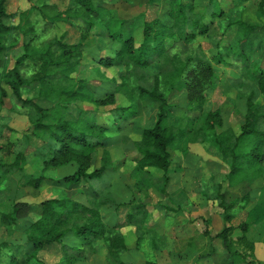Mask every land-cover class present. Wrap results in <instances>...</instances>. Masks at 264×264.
Masks as SVG:
<instances>
[{"label":"trees","instance_id":"16d2710c","mask_svg":"<svg viewBox=\"0 0 264 264\" xmlns=\"http://www.w3.org/2000/svg\"><path fill=\"white\" fill-rule=\"evenodd\" d=\"M169 3L170 9L163 18L127 21L96 0H69L64 11L47 0H40L33 6L41 18L32 20L26 10L20 12V23L15 25L5 22L15 14L7 10V0H0V54L11 47L17 48L16 35L23 34L24 37L12 65H5L0 72V108L11 99V109H27L32 122L30 132L25 134L24 150L16 152L12 161H0V192L6 180L24 171L29 155L42 165V170L38 175L24 174L21 177L23 185L38 189L44 182L52 185L88 183L91 186H102L104 182L102 193L90 198L89 204L69 196L41 201L39 218L28 223L24 230L32 250L26 249L21 257L18 255L21 246L11 242L1 244L2 249L11 248L8 254L11 264H36L38 252L55 243L63 245L67 264L87 261L90 254L98 252L100 241L106 247L109 264H124L121 256L128 250V245L121 228L130 225L136 227L138 247L142 248L144 238L139 232L148 220L152 205L138 198L136 189L146 197L149 191L145 180L148 178L152 185L168 195L171 149L177 142V134L167 121L175 107L171 98L182 91L187 92L189 101L198 104L189 109L192 123H195L189 139L211 143L229 165L225 180L218 183L213 180L215 188L210 182L203 191L208 200H220L221 214L229 223L214 237L222 241L231 258L230 264H262L254 259L255 245L247 236L250 223L242 222L238 226L230 223L235 216L234 208L240 203L244 206L249 195L229 201L223 188L225 183L230 187L264 178V104L258 102L264 96V56L251 59L242 49H233L231 42L224 43L227 37L215 46L217 52L214 55L209 56L198 45L196 53L183 54L191 50L198 36L210 32L216 18H224L223 35L235 28L241 34V40L260 26L241 18L231 20L228 12L236 7V2L225 10L219 0H211V21H207L204 11L191 1L169 0ZM258 10L264 16V0H260ZM57 20L67 21L75 27L80 33V41L72 45L57 36L43 39ZM139 28L143 30V39L137 43L134 32ZM92 35L106 36L115 44L111 53L100 55L94 64L100 73L101 68L119 70L114 79L115 89L104 96H98L87 79L72 75L81 63L83 47L90 45ZM179 48L183 51H178ZM215 64H229L241 73L231 79L239 99L244 100V120L239 131L231 126L225 128L222 109H204L205 91L215 88L220 80ZM34 88L39 90L40 97L50 102L49 106L41 105L36 97H29L28 93ZM118 94L127 98L128 105L118 104ZM139 99L159 103V112L154 125L145 127L141 136L132 140L137 154L134 165L142 178L138 177L135 185L128 186L133 197L120 202L112 192L114 181L105 179L114 175L118 178V165L109 147L113 140L109 135L110 125L100 122L98 112L115 105L110 111L115 123H120L138 114ZM82 103L94 107L87 108ZM6 126L0 125L1 135ZM31 142L33 149L27 152ZM70 164L76 165L70 174L61 178L47 175V172ZM152 168L160 169L164 174L157 177L151 172ZM105 206L117 209L131 206V210L124 222L111 225L104 219L102 208ZM29 207L31 205L27 203L15 202L12 209L0 210V226L12 234L19 218L29 213L30 209L26 210ZM165 208L174 210L171 206ZM176 209L174 211L182 210ZM71 234L84 239L81 246L64 243L65 237Z\"/></svg>","mask_w":264,"mask_h":264},{"label":"rangeland","instance_id":"374dc122","mask_svg":"<svg viewBox=\"0 0 264 264\" xmlns=\"http://www.w3.org/2000/svg\"><path fill=\"white\" fill-rule=\"evenodd\" d=\"M51 4L57 5L60 11H64L69 0H47ZM102 2L108 8H111L116 15L127 21L134 19H154L163 18L170 9L169 0H96ZM193 2L200 11H204L206 20L211 21V11L213 4L211 0H188ZM224 9H229L233 2L236 7L228 12L231 20L243 19L244 21L258 24L260 27L241 40V34L230 28L227 34L223 35L222 24L224 18H216L213 27L207 35L198 36L197 41L191 46L187 54L196 53V46H200L209 56L217 52L218 43L225 39L224 43L231 42L233 49H242L251 59L264 56V16L258 10L260 0H219ZM40 0H7V10L14 13L15 16L6 19L7 24L20 23V12L28 10L29 17L33 20L40 19L41 14L33 5L38 4ZM228 17V18H229ZM25 20V17L23 18ZM42 25V22H41ZM135 40L140 43L143 39L142 28L134 32ZM59 37L63 41L74 45L80 41L79 31L69 22L57 20L49 34L42 38L47 40L53 37ZM17 48L11 47L0 54V72L4 66H11L15 54L21 50V43L24 41L23 34L16 35ZM38 43V41H37ZM223 43V42H222ZM115 44L109 41L106 36L95 37L92 35L90 45L83 47V56L76 70L72 72L74 77L85 78L90 88L98 96H104L107 92L115 89L114 79L118 77L119 70L114 68H101V73L94 64L100 55L111 53ZM179 47V46H178ZM178 51H183L179 48ZM219 75V83L215 88H208L205 91L204 109H222L225 119V128L233 127L239 131L244 117V100L239 99L236 89L231 84V79L239 77L240 71L229 64H215ZM29 97H36L43 106H49L50 102L39 96V90L32 89ZM40 97V98H39ZM118 104L128 105L125 96L118 94ZM174 103L173 114L167 123L174 128L177 142L173 145L172 165L169 172L171 177L167 185L168 195L156 186L152 181L146 178L149 194L145 197L143 192L136 189V196L152 205V211L140 234L143 235L142 248L138 247L139 234L135 226H124L121 228L125 236L128 250L121 256L124 264H230L231 258L225 250L222 241L214 236L223 229L226 224L222 216V208L219 206L220 200L210 201L204 195L209 183L225 180L229 172V165L220 157L218 150L209 142L191 141L189 139L190 131L195 128L192 123V116L189 109L198 106L196 102L188 99L186 91L176 93L172 98ZM11 99L6 100L4 108H0V125H7L2 135L0 134V161H12L16 152L26 147L25 134L30 132L32 122L27 109L14 107L11 109ZM259 103L264 104V96L258 99ZM139 104L138 114L126 121L115 123L111 109L115 106H107L98 112L100 122L110 125L109 135L113 137L110 149L113 153V159L117 163L118 178L107 177L106 180L113 182L112 192L117 201H129L133 195L128 186L135 185L140 176L135 168L133 159L137 157L135 145L132 140L138 139L145 127L154 125L157 121L159 107L157 102L146 99L137 101ZM84 107H94L88 103H82ZM193 114V112H191ZM188 114L187 117L186 115ZM183 127V130L180 128ZM1 128V127H0ZM129 138V141L126 139ZM34 144L31 142L27 152H31ZM188 150V153H185ZM136 154V155H135ZM75 165V164H74ZM65 165L47 172V175L61 178L75 170L76 165ZM42 170V165L37 163L32 155L28 156V161L23 172H17L2 184L3 191L0 192V209L8 211L12 209L13 204L27 203L31 207L27 208L29 213L19 218L17 226L12 234L6 229L0 232V264H11L9 262V249H2L1 244L11 242L14 246L20 247L18 255L23 257L26 249L32 250L31 244H27L24 238V230L28 223L36 220L40 216V202L45 199L69 196L85 204H89L90 198L98 197L103 191L100 184L91 186L88 183L73 185H52L51 182H44L38 189L23 185L22 176L24 174L38 175ZM151 172L161 177L164 173L151 169ZM117 177V175L115 176ZM139 177V178H138ZM214 187V182L212 184ZM223 192L226 198L234 200L249 195L247 203L241 206L238 204L233 212L235 216L230 222L238 226L242 222L250 223V229L247 234L249 239L255 245V260L264 264V178L247 180L236 186H230L225 183ZM162 205V206H161ZM165 206H171L174 210H168ZM26 206L23 207V209ZM131 210V206H121L119 209L114 206H105L102 208L105 221L111 225L125 221L126 214ZM240 234V231L236 235ZM26 237V235H25ZM83 238L74 235H68L64 243L70 246H81ZM98 244V252L90 254L87 261L77 262L75 264H109L106 258V247L103 242ZM245 249V248H242ZM246 251H250L246 249ZM39 261L36 264H67L63 245L55 243L38 252Z\"/></svg>","mask_w":264,"mask_h":264},{"label":"crops","instance_id":"0c3cea01","mask_svg":"<svg viewBox=\"0 0 264 264\" xmlns=\"http://www.w3.org/2000/svg\"><path fill=\"white\" fill-rule=\"evenodd\" d=\"M152 169L157 170V172H158L159 175L161 174L160 172H163L162 170L157 169V168H152ZM163 173H164V172H163ZM0 210H1V209H0ZM4 229H5L4 227H1V226H0V232H1L2 230H4ZM24 238H25L26 243H27V238L25 237V234H24Z\"/></svg>","mask_w":264,"mask_h":264}]
</instances>
